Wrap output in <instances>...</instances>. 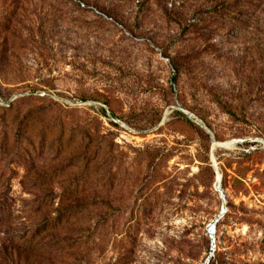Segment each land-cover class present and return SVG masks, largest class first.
Here are the masks:
<instances>
[{
    "label": "rangeland",
    "instance_id": "374dc122",
    "mask_svg": "<svg viewBox=\"0 0 264 264\" xmlns=\"http://www.w3.org/2000/svg\"><path fill=\"white\" fill-rule=\"evenodd\" d=\"M7 184L0 264H264V0H0Z\"/></svg>",
    "mask_w": 264,
    "mask_h": 264
},
{
    "label": "trees",
    "instance_id": "16d2710c",
    "mask_svg": "<svg viewBox=\"0 0 264 264\" xmlns=\"http://www.w3.org/2000/svg\"><path fill=\"white\" fill-rule=\"evenodd\" d=\"M25 120H28V117L25 118ZM31 119H29L27 122H29ZM248 159V163H249V159L251 158V155L246 157ZM206 168L205 170L207 171V173L211 174L212 177L215 176L214 174V170L211 167V164L209 163V161L207 160L206 162ZM241 168L238 169V178L236 179L237 183H242V179L245 178V176L247 175V172L250 171L251 169L249 167L244 168V170H240ZM201 172V171H200ZM226 174V173H225ZM99 173L96 172L95 177H98ZM213 179V178H212ZM224 181V180H223ZM89 178H87V180H85L83 182V186H82V190L84 189L83 193L81 192H76L78 191L79 187L76 185L75 186V191L73 194V197L67 198L64 200V202L69 201L72 198H77V197H81L86 190V186L89 184ZM110 184V182H109ZM9 185L7 184L5 188L6 191H4L2 195H0V226L3 225L4 223L8 222L11 217H12V213H13V209L15 208V200L14 198H12V196H10L8 194L9 191ZM81 191V190H79ZM74 211L79 212L77 210H70V211H65L62 212L60 214H58L57 217L48 220L47 222H44L39 229L37 230V234H35V236L33 237V239L37 238V236L39 237L40 235H43L44 233L50 232V231H54V230H58L63 226H66L68 224H70L72 222L73 219H76L79 216V213H74ZM19 240L16 236H13L11 238V242L12 243H17ZM32 241V240H31ZM30 240L26 241L25 244L26 246L30 247ZM208 264H241L240 260L232 257V255L226 253V252H219L217 254V256L213 257L210 259Z\"/></svg>",
    "mask_w": 264,
    "mask_h": 264
},
{
    "label": "built area",
    "instance_id": "2783aa9c",
    "mask_svg": "<svg viewBox=\"0 0 264 264\" xmlns=\"http://www.w3.org/2000/svg\"><path fill=\"white\" fill-rule=\"evenodd\" d=\"M218 223V220L216 219L215 221H213L211 224H209L208 226V234L210 236V238L215 235V229H216V225Z\"/></svg>",
    "mask_w": 264,
    "mask_h": 264
},
{
    "label": "water",
    "instance_id": "95a60500",
    "mask_svg": "<svg viewBox=\"0 0 264 264\" xmlns=\"http://www.w3.org/2000/svg\"><path fill=\"white\" fill-rule=\"evenodd\" d=\"M220 184H221V181H219V185H218L216 191L219 193L221 199L225 201L224 194H223V191L221 190ZM223 215H224V211H223V213H221V215L219 216V218H221ZM209 261H210V259H209Z\"/></svg>",
    "mask_w": 264,
    "mask_h": 264
},
{
    "label": "bare ground",
    "instance_id": "6f19581e",
    "mask_svg": "<svg viewBox=\"0 0 264 264\" xmlns=\"http://www.w3.org/2000/svg\"><path fill=\"white\" fill-rule=\"evenodd\" d=\"M221 181V180H220ZM224 199H225V197H224ZM224 211V210H223Z\"/></svg>",
    "mask_w": 264,
    "mask_h": 264
}]
</instances>
